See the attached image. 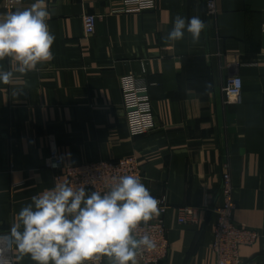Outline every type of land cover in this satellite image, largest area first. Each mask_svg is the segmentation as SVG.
Listing matches in <instances>:
<instances>
[{"label": "crops", "instance_id": "obj_1", "mask_svg": "<svg viewBox=\"0 0 264 264\" xmlns=\"http://www.w3.org/2000/svg\"><path fill=\"white\" fill-rule=\"evenodd\" d=\"M4 1L0 16L9 11ZM208 1L156 0L153 9L130 12L124 0H43L54 58L0 84V234L32 196L55 186L47 167L55 145L64 164L139 156L145 186L170 204V251L160 264H215L217 216L204 212L200 223L181 224L178 208L215 200L227 165L233 220L259 232L253 245L240 247L241 257L264 264V0H217L214 14ZM87 14L97 16L91 35ZM177 15L205 21L198 43L187 32L164 40ZM0 64L15 67L8 59ZM126 74L149 85L160 127L150 134L130 135L120 86ZM235 75L243 81L240 104L223 93ZM14 264L35 262L24 256Z\"/></svg>", "mask_w": 264, "mask_h": 264}, {"label": "clouds", "instance_id": "obj_2", "mask_svg": "<svg viewBox=\"0 0 264 264\" xmlns=\"http://www.w3.org/2000/svg\"><path fill=\"white\" fill-rule=\"evenodd\" d=\"M42 5L39 0L0 16V61L15 62L14 69L0 64V84L9 85L16 74L38 71V65L54 58L55 35L47 23L51 14ZM206 27L199 16L177 15L164 40H182L187 32L198 43ZM86 183L58 182L32 196L10 231L0 234L8 242L0 247V264L24 256L35 264H102L104 257L109 264H137L139 254L156 248L155 240L138 230L162 209L139 175H122L104 192H89Z\"/></svg>", "mask_w": 264, "mask_h": 264}, {"label": "built area", "instance_id": "obj_3", "mask_svg": "<svg viewBox=\"0 0 264 264\" xmlns=\"http://www.w3.org/2000/svg\"><path fill=\"white\" fill-rule=\"evenodd\" d=\"M127 11H143L153 9L156 0H124ZM217 0H209L210 13L216 12ZM23 0H5L3 7L14 10L21 5ZM85 29L88 35L95 32L97 16L87 14L84 17ZM120 86L123 94V107L125 118L132 137L150 134L160 127L153 113L149 85L134 74L120 76ZM225 100L228 103L240 104L243 101V81L238 75L229 77L223 86ZM47 167L55 171V183L68 182L71 185L86 183L87 191L104 192L110 185L122 175L136 174L144 183V175L141 160L137 155H128L119 159L101 160L82 164H64L61 162L58 150L53 146L51 155L47 159ZM234 184L229 167L226 165L222 175L219 193L216 199L207 200L205 204L193 207L182 206L178 208V221L181 224L200 223L201 213L210 212L217 216L214 226V241L212 249L215 253V264H244L240 254L242 245H253L259 237L255 229L239 224L233 220L232 213L235 209L233 200ZM160 201L161 214L149 221L147 225H141L138 235L148 234L156 242V248L144 250L137 256L139 264H160L166 260L170 251L168 229L164 216L170 208L166 197L157 198ZM223 200V203L221 201ZM0 247H4L0 241ZM106 264V258L102 260Z\"/></svg>", "mask_w": 264, "mask_h": 264}]
</instances>
